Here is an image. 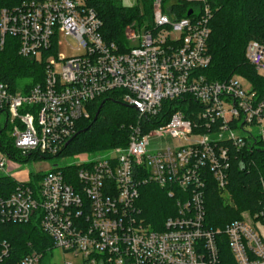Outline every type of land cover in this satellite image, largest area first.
Segmentation results:
<instances>
[{
  "label": "built area",
  "instance_id": "built-area-1",
  "mask_svg": "<svg viewBox=\"0 0 264 264\" xmlns=\"http://www.w3.org/2000/svg\"><path fill=\"white\" fill-rule=\"evenodd\" d=\"M187 1L200 4L197 15L173 19L164 0H152L143 26L131 24L124 50L104 39L101 19L84 0H7L0 7V50L13 37L19 55L44 64L42 82L25 93L0 81L6 116L0 174L10 175L6 166H18V155H56L76 133V122L89 117L90 102L110 90H123V101L137 111L126 145L67 164L77 166L75 184L59 169L37 186L30 173L16 178L14 191L0 198V223L34 217L53 249L78 257V264H218V236L237 264H264L261 213L243 212L222 229L205 221L207 183L229 199L232 153L254 129L264 138V94L244 75L209 80L200 72L210 62L211 7L208 0ZM60 33L74 41L76 54L58 53ZM245 56L264 78V45L249 41ZM185 96L201 106L194 118L176 110L152 125L165 101ZM149 182L174 199L156 226L137 203L140 185ZM8 257L9 244L0 241V264H40L42 253L16 262Z\"/></svg>",
  "mask_w": 264,
  "mask_h": 264
},
{
  "label": "trees",
  "instance_id": "trees-1",
  "mask_svg": "<svg viewBox=\"0 0 264 264\" xmlns=\"http://www.w3.org/2000/svg\"><path fill=\"white\" fill-rule=\"evenodd\" d=\"M84 1L101 19V33L104 39L116 43L121 50L127 49V35L131 24L134 21L140 23L142 20L138 9L124 6L122 0ZM208 2L211 7V17L208 21L211 31L207 41L210 62L200 72L209 80H223L233 74L244 75L255 84L261 95L264 94V78L256 73L245 56V47L249 41L255 40L264 45V0ZM6 3L7 0H0V7ZM151 4L152 0H144L147 18ZM163 6L165 11L169 8L173 19L193 18L200 8L198 2L187 0H164ZM43 75V62L19 55L16 39L7 36L0 50V81L12 90L25 93L42 82ZM122 93L123 90L120 89L110 90L91 101L88 105L89 117L80 118L76 122V133L54 156L96 155L126 145L131 127L137 121V111L123 101ZM200 107L189 96L165 101L162 113L151 121L152 125L163 122L165 115L176 110H182L186 117L194 118L191 112H196ZM244 140V147L234 151L231 156L227 186L229 199H223L213 181L206 185L205 221L212 229L224 228L227 223L241 218L243 212L261 213L264 220V138L252 133ZM7 142L4 140L6 146ZM51 157L53 156L45 153L31 152L18 155L17 158L20 163H24ZM56 169L66 174L69 183H76L77 166L54 165L52 170ZM44 174L30 173L31 185L37 186ZM17 184L18 180L13 176L0 174V198L8 197ZM139 195L138 206L152 225L156 226L169 215L168 209L173 205L174 199L168 196L166 187L154 182L142 184L139 187ZM4 240L9 244L8 262H16L37 251L42 253L40 264H52L49 259L53 249L52 241L41 230L34 217L22 224L0 223V241ZM218 240V264H237L224 236H218Z\"/></svg>",
  "mask_w": 264,
  "mask_h": 264
},
{
  "label": "rangeland",
  "instance_id": "rangeland-1",
  "mask_svg": "<svg viewBox=\"0 0 264 264\" xmlns=\"http://www.w3.org/2000/svg\"><path fill=\"white\" fill-rule=\"evenodd\" d=\"M122 4L127 7H136L139 11V15L142 16L141 26L147 20V14L145 13L144 0H122ZM172 37H175L176 34H172ZM58 48L57 51L60 55L63 56H72L76 54V45L71 38L65 36L64 33H60L58 36ZM58 68V65H57ZM244 88H247L246 82H243ZM5 113H0V126L3 127L5 123ZM254 134H257V129H254ZM110 150H106L102 153H108ZM88 155V154H87ZM93 156V155H88ZM77 156H68V157H51L47 159H34L29 162L20 163L18 166L12 165V163H8L6 166V171L11 176H15V178L25 179L29 173L35 174H43L51 171L54 165L59 167L65 166L67 164L77 163ZM50 262L54 264H63L64 261H71L72 264H78L79 258L73 257L69 253H65L58 248H54L52 250V254H50ZM52 263V264H53Z\"/></svg>",
  "mask_w": 264,
  "mask_h": 264
},
{
  "label": "water",
  "instance_id": "water-1",
  "mask_svg": "<svg viewBox=\"0 0 264 264\" xmlns=\"http://www.w3.org/2000/svg\"><path fill=\"white\" fill-rule=\"evenodd\" d=\"M190 11L188 12V15H189Z\"/></svg>",
  "mask_w": 264,
  "mask_h": 264
}]
</instances>
